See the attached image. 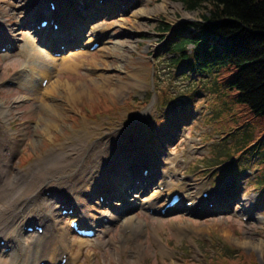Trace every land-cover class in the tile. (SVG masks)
I'll return each mask as SVG.
<instances>
[{
  "label": "rangeland",
  "instance_id": "1",
  "mask_svg": "<svg viewBox=\"0 0 264 264\" xmlns=\"http://www.w3.org/2000/svg\"><path fill=\"white\" fill-rule=\"evenodd\" d=\"M5 1L18 8L6 7ZM65 1L73 10L72 19L80 23V28L86 33L94 28L99 29L103 39L99 46L108 43L107 49L113 50L90 54L92 57L80 56L76 58L77 61L87 59L88 62L92 59L95 63L59 75L61 84L68 82L77 85L80 94L72 106H67L64 124L53 133L51 144L48 141L41 143L36 134L41 130L35 131V124L29 121L37 111L31 110L27 102H23L19 110H14V125L5 127L9 130L14 127L21 134L24 126H27L31 128L33 136H27V142H18V152L10 163L7 161L9 153L4 152V162L14 167V173L29 177L30 173L46 165L47 162H39L45 152L58 154L56 150L62 146L66 153L79 155L80 151L90 148V154L79 161L77 175L67 184L65 195H72L80 214L96 222L120 214L118 210L121 206H99L96 199H90L93 187L98 184L97 194L104 195L105 181L95 173L99 170L97 168H101V172L105 168L114 169V172L124 162L125 156L120 153L118 143L133 154L137 150L142 161L148 167H154V178L156 175L154 184L142 195L137 191L132 192L126 199L129 202L116 198L119 204L127 202L124 204L129 205L133 201L128 207V214L138 215L143 220L138 250H135L136 240L134 244L120 241L121 230L128 236L132 231L131 226L121 227V220L126 216L122 215L118 222L103 224L112 227L108 233L104 227H96V237L101 245L93 240H84V255L76 264H88L89 261L90 264H212L218 254L221 256L216 258L217 264H264V189L257 187L255 179L258 154L254 150L251 151L252 155L250 152L241 157L235 155L232 157L235 168L221 159L230 152L228 144L241 139L246 131L245 126L256 136L264 133V118L253 116L245 105L236 102L235 91L223 86V81L213 89H206L208 87L200 81V77L198 79L187 71L185 63L181 69H175L169 62L172 58L170 49L180 39L174 35V30L199 21L200 11L187 12L176 0H102V4L99 0ZM25 6H29V0H0V39L8 41L15 37L18 41L10 57L4 59L0 54L1 106L8 100L27 98L8 86L15 83V77L25 62L19 56L18 48L24 45L34 29L33 23H25L28 21ZM90 6H95L93 11L88 9ZM27 12L30 14L29 9ZM5 31L7 34L4 36ZM82 38L62 54L65 61L70 59L71 53H79L76 50L81 47L85 49L82 53H92L82 46L86 41V38ZM187 49L192 50L193 45ZM59 62L56 68L60 67ZM99 75L111 77V81L103 83V86L112 88L115 85L117 89L104 92L100 88V81L96 80ZM230 75L231 72H225L218 79H226ZM56 80V72L51 70L49 81L53 83ZM157 86L168 88L173 94L165 93L163 102H160L159 97L157 100ZM176 91L181 93L177 96ZM54 93L52 99L61 95L56 91ZM81 102L85 105L83 111L80 109ZM139 102H143V106L136 111L134 108ZM126 103L134 106L128 112L127 107H121ZM78 116L79 120L74 119ZM110 117L117 119L111 121ZM150 136L160 141V150L153 146ZM35 141L38 143L36 146ZM94 146H99L103 153H98ZM133 149H136L135 152ZM22 151L34 157L25 168H19L17 164ZM110 160L116 163L115 168L109 166ZM170 169L173 172L169 179L177 185H172V190H180L184 184L187 185L188 201L199 200L202 191L208 192L213 201L211 207L206 206L201 211L197 209L194 211L196 214L191 210H176L166 217L150 216L146 209L139 208L137 203L144 205L143 202L154 192L164 188L163 185L159 186L166 178L161 172L166 175L165 172ZM118 182L121 183V180ZM255 184L256 188L253 186ZM160 205L154 206L156 212ZM244 205L246 211L243 210ZM242 217L248 221L243 222ZM68 221L62 217L58 229H67ZM108 239H112L113 245L104 244ZM78 240L73 234L68 236L69 242ZM114 246L120 247L125 257H114ZM120 248H117L118 251ZM125 249H129V253L133 249L135 254L129 255ZM162 250L166 257L161 256ZM78 251L76 248L74 252Z\"/></svg>",
  "mask_w": 264,
  "mask_h": 264
},
{
  "label": "bare ground",
  "instance_id": "2",
  "mask_svg": "<svg viewBox=\"0 0 264 264\" xmlns=\"http://www.w3.org/2000/svg\"><path fill=\"white\" fill-rule=\"evenodd\" d=\"M48 1L49 0H29V6H25L27 13L26 19L28 20L25 21V23L26 25L33 23L34 29L30 31V35L25 40L24 45L18 48L19 56H22L25 62L21 74L15 77L14 81L17 82L15 88L17 92L26 95L27 98L24 100L22 98H17L14 101L8 100L3 102L2 106L0 105V243L3 242V246L0 248L1 253L6 248L10 249V254L8 256L0 255V264H39L46 261H48V264H58L62 256L67 254L66 264H76L82 255H84L82 251L86 248V242L82 239L78 241H68V236L72 234L70 226L65 230L58 229L57 231V228L62 220V216L58 210L72 209L74 213L78 214V204L75 203L72 195L66 197L65 189L67 184L71 183L74 176L77 175L76 171L79 168V161L90 154V148L85 151H80L79 155L66 153L65 147L62 146H59L58 150H56L58 154L49 155L43 152V159L39 162H43L42 164L47 162L46 165L37 171H33L32 169L33 172L30 173L31 175H29V177H23L19 173H14L12 170L14 167L4 162L6 161L4 152L5 154L10 153V157L7 159V161L10 162L18 152V142H27V136H33L31 128L27 126H24L21 134H19L18 130L14 127H11V130L5 127L6 125H14V118L12 117L14 110H19L21 108L20 105L23 102H27L31 110L37 111L36 114L32 115L33 118L29 119V121L35 124V131L41 130L39 133H36L40 137L41 143L48 141L51 144L53 141V133L64 124L63 116L67 113V106L72 105L77 95L80 94V87L77 85L69 84L68 82L61 84L59 75L63 73L68 74L72 69L78 70L80 66L87 64L91 66L95 63L92 59L88 62L87 59L77 61L76 58L80 56L92 57L90 54H93L80 52L70 55L68 61H65L64 58L60 59V67L56 68L58 59L54 60L47 54L46 48L58 52V48L61 45L69 47L78 42L82 36L86 38L84 42L86 48H90L92 44L102 40V36L97 34V28L91 29L88 33L80 28V23L72 19L73 10L65 0H55L57 1L56 15L51 11L49 12L47 8ZM4 4L10 9L18 8L17 5H11L6 1ZM95 6H90L91 8L88 7V9L93 11L94 9L92 8H95ZM28 9L30 10V14L27 12ZM47 18H53V20L58 23L59 28L57 31L51 28L45 30L36 28V24H40ZM23 19H25V17ZM6 34L7 32L5 31V35ZM9 37H12V35H9ZM1 40L2 39H0V41ZM8 40L17 48L18 41L15 37ZM36 43L39 44V46H37ZM106 44L108 43H104L102 47H98L95 50L96 53H108L109 50H113L107 49L108 47H106ZM41 45L47 47L41 49ZM12 53L13 52L10 54L5 53L2 57L6 59L10 57ZM53 69L56 71L57 80L55 82L58 83V85L55 82L50 83V81H48L44 88L37 86L35 79H49L51 70L53 71ZM96 80L100 81V88H103L106 93L117 89L116 86H112V84L110 85L112 88H109L107 85L103 86V83L106 84L107 81H111V77L99 75ZM53 85L54 87L51 88ZM55 91L61 95L59 98L52 99ZM9 131H11V133ZM19 137L21 139H19ZM37 144L38 143L35 141L34 145L36 146ZM29 145L33 146L32 143H29ZM93 148L99 150L98 153H103V151L99 149V146H94ZM29 150L31 149L29 148ZM33 153L35 156L37 155L35 152ZM139 154V152H136L134 155L130 154V156H125L124 162L121 163L120 166H117L118 169H115L114 172V169L110 168H105L102 172L101 168H97L99 170H96L95 173L101 176L105 181L103 185L105 202L111 200V197L114 195L118 196V194L122 195L124 193L123 195L125 196L131 188L136 186V182L142 185L144 179L141 174L137 173V169L140 166L146 167L143 169L149 168L151 170L150 176L147 178V185L154 183V168L152 165L148 167L146 163H139V160H142ZM48 157L49 160L47 159ZM109 164L110 167L115 168L116 163L113 164L112 160H110ZM170 170L165 172L167 177L173 172V169ZM161 175L164 176V172H161ZM89 178L91 179V177ZM119 180H121V183L118 182ZM172 185L174 187L177 186L176 183L165 180L164 187L168 188L167 195L172 192ZM159 186H162V182L159 183ZM97 187H100V184H98L93 191H98ZM141 187L144 188V186ZM181 189L184 191L182 192L184 196L188 195L189 189L187 185L184 184ZM162 194H164V190L162 192H154V194L147 199V204L143 205V207L146 209L154 208L152 206L154 205L152 197L155 196V198L158 199L163 196ZM46 195H48V197H46ZM204 201L205 200L201 198L196 207L203 206ZM72 203L74 205H72ZM118 204L114 206H121ZM243 208L247 209L246 206ZM195 210L196 208L191 209L193 214H196V212H194ZM128 213L129 212L113 214L108 217V219L115 223L120 221L122 215H126L125 218L121 220V227L131 226L132 232L135 234L133 236H127L125 234L126 232L121 230L119 234L120 241L138 238L140 231L143 230V220L138 218V215L130 216ZM74 221H77L83 228L90 227L94 229L96 226H102L106 229V232L112 230L111 226H105L101 224L100 221H89L82 214L74 218ZM34 226L42 227L44 229L43 233L41 235L38 233H23L24 228ZM180 231L181 230H179L178 233H180ZM177 237H180V235H177ZM92 240L96 243H100L98 238ZM104 244L113 245V241L112 239H108ZM138 247L139 242L135 250H138ZM76 248L79 249L78 252H74ZM117 248L120 247H113L114 257L119 259L124 256V251H122L121 248L118 251ZM125 250L129 255L133 252V249H130V253L129 249ZM160 254L166 257L164 255V250H162ZM126 257L128 258V256ZM88 264H90V261Z\"/></svg>",
  "mask_w": 264,
  "mask_h": 264
},
{
  "label": "trees",
  "instance_id": "3",
  "mask_svg": "<svg viewBox=\"0 0 264 264\" xmlns=\"http://www.w3.org/2000/svg\"><path fill=\"white\" fill-rule=\"evenodd\" d=\"M188 12L200 11V22L188 23L170 49L172 67L213 77L235 91L236 102L253 116L264 118V0H177ZM193 45L192 50L187 47ZM225 72L228 78L218 79ZM236 147L256 148L259 180L264 184V133L256 136L245 126ZM232 149V150H231ZM231 156H235L231 154ZM24 165L21 163L20 166Z\"/></svg>",
  "mask_w": 264,
  "mask_h": 264
}]
</instances>
